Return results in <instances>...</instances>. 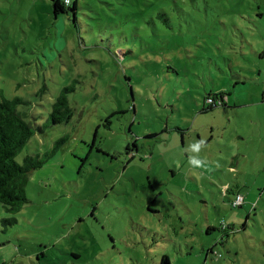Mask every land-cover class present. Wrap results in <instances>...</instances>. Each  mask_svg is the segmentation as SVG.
<instances>
[{
  "label": "rangeland",
  "instance_id": "obj_1",
  "mask_svg": "<svg viewBox=\"0 0 264 264\" xmlns=\"http://www.w3.org/2000/svg\"><path fill=\"white\" fill-rule=\"evenodd\" d=\"M76 17L0 0V96L34 129L16 160H43L0 211V264H264V0H77Z\"/></svg>",
  "mask_w": 264,
  "mask_h": 264
},
{
  "label": "trees",
  "instance_id": "obj_2",
  "mask_svg": "<svg viewBox=\"0 0 264 264\" xmlns=\"http://www.w3.org/2000/svg\"><path fill=\"white\" fill-rule=\"evenodd\" d=\"M55 17L62 13L70 14L72 22H77V0H51ZM73 84L65 86L52 103L49 112V122L57 124L67 121L71 117V108L66 94L73 91ZM227 96L224 92L213 93L206 97V111L213 106H219L209 101V98H222ZM25 103L19 96L11 98L0 96V211L17 212L27 202L25 185L30 170L38 167L43 162L32 155H27L19 163L16 155L34 133L32 125L26 120V115L19 110V105ZM227 103V101H226ZM38 129V128H37ZM239 194V193H237ZM15 217L0 218L1 225H11ZM159 264H170L169 257L161 256Z\"/></svg>",
  "mask_w": 264,
  "mask_h": 264
},
{
  "label": "built area",
  "instance_id": "obj_3",
  "mask_svg": "<svg viewBox=\"0 0 264 264\" xmlns=\"http://www.w3.org/2000/svg\"><path fill=\"white\" fill-rule=\"evenodd\" d=\"M68 1V0H65ZM209 101H211L213 104H221L223 101H226V96H223L222 98H218L217 100L214 98H209ZM243 196L241 194H236L234 200L232 201L233 206H238L242 203Z\"/></svg>",
  "mask_w": 264,
  "mask_h": 264
},
{
  "label": "clouds",
  "instance_id": "obj_4",
  "mask_svg": "<svg viewBox=\"0 0 264 264\" xmlns=\"http://www.w3.org/2000/svg\"><path fill=\"white\" fill-rule=\"evenodd\" d=\"M199 146H200V144H199V143L195 145V147H197V148H198ZM195 164H196V165H199V164H200V162H199V161H196V162H195Z\"/></svg>",
  "mask_w": 264,
  "mask_h": 264
},
{
  "label": "flooded vegetation",
  "instance_id": "obj_5",
  "mask_svg": "<svg viewBox=\"0 0 264 264\" xmlns=\"http://www.w3.org/2000/svg\"><path fill=\"white\" fill-rule=\"evenodd\" d=\"M226 98H228V97L226 96ZM225 105H227L226 101H223L221 104H219V106H225Z\"/></svg>",
  "mask_w": 264,
  "mask_h": 264
},
{
  "label": "crops",
  "instance_id": "obj_6",
  "mask_svg": "<svg viewBox=\"0 0 264 264\" xmlns=\"http://www.w3.org/2000/svg\"><path fill=\"white\" fill-rule=\"evenodd\" d=\"M228 103V102H227Z\"/></svg>",
  "mask_w": 264,
  "mask_h": 264
}]
</instances>
